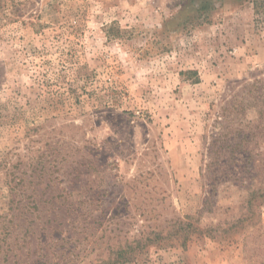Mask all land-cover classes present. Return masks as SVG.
Segmentation results:
<instances>
[{"label":"rangeland","instance_id":"1","mask_svg":"<svg viewBox=\"0 0 264 264\" xmlns=\"http://www.w3.org/2000/svg\"><path fill=\"white\" fill-rule=\"evenodd\" d=\"M0 264H264V15L0 0Z\"/></svg>","mask_w":264,"mask_h":264},{"label":"trees","instance_id":"2","mask_svg":"<svg viewBox=\"0 0 264 264\" xmlns=\"http://www.w3.org/2000/svg\"><path fill=\"white\" fill-rule=\"evenodd\" d=\"M242 3H251L256 15H264V0H237ZM206 3H202V9H205Z\"/></svg>","mask_w":264,"mask_h":264}]
</instances>
